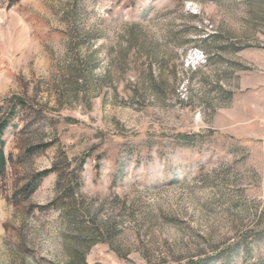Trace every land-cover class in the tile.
Returning a JSON list of instances; mask_svg holds the SVG:
<instances>
[{"label": "rangeland", "instance_id": "1", "mask_svg": "<svg viewBox=\"0 0 264 264\" xmlns=\"http://www.w3.org/2000/svg\"><path fill=\"white\" fill-rule=\"evenodd\" d=\"M11 96L0 264H264V0H0Z\"/></svg>", "mask_w": 264, "mask_h": 264}, {"label": "trees", "instance_id": "2", "mask_svg": "<svg viewBox=\"0 0 264 264\" xmlns=\"http://www.w3.org/2000/svg\"><path fill=\"white\" fill-rule=\"evenodd\" d=\"M18 1L19 0H4L7 8L15 5ZM26 104V101L18 96H11L9 98L4 99L2 103H0V181L5 174L7 165V158L4 153V133L6 129L10 126L12 120L14 119L17 110L19 108H24ZM49 146L50 143L33 145L26 149V153L34 154L37 152H41ZM64 161L65 165L62 167H59L58 164L55 163L52 167L35 173L27 183H25L20 189L15 192V197H25L34 192L39 182L51 172L57 173L56 187L61 188V194L67 196L68 193H66V187H68L71 183L75 187H78L81 183L80 172L82 170L83 161H80L78 164H76L75 169L69 172L66 171V168L69 166L67 158H64ZM57 199L58 197L45 207L54 204ZM39 208L41 209L42 207Z\"/></svg>", "mask_w": 264, "mask_h": 264}, {"label": "built area", "instance_id": "3", "mask_svg": "<svg viewBox=\"0 0 264 264\" xmlns=\"http://www.w3.org/2000/svg\"><path fill=\"white\" fill-rule=\"evenodd\" d=\"M204 59V55L201 51L196 50L191 57L192 62H199L200 60Z\"/></svg>", "mask_w": 264, "mask_h": 264}]
</instances>
